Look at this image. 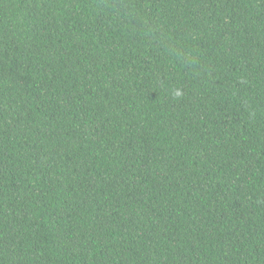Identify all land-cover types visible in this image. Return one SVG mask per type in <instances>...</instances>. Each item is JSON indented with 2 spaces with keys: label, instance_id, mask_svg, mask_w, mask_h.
Returning a JSON list of instances; mask_svg holds the SVG:
<instances>
[{
  "label": "trees",
  "instance_id": "16d2710c",
  "mask_svg": "<svg viewBox=\"0 0 264 264\" xmlns=\"http://www.w3.org/2000/svg\"><path fill=\"white\" fill-rule=\"evenodd\" d=\"M0 264H264V0H0Z\"/></svg>",
  "mask_w": 264,
  "mask_h": 264
},
{
  "label": "clouds",
  "instance_id": "9594fccd",
  "mask_svg": "<svg viewBox=\"0 0 264 264\" xmlns=\"http://www.w3.org/2000/svg\"><path fill=\"white\" fill-rule=\"evenodd\" d=\"M176 95H177V96H179V95H180V93H179V92H177V93H176Z\"/></svg>",
  "mask_w": 264,
  "mask_h": 264
}]
</instances>
